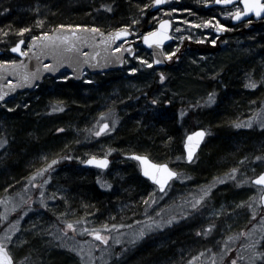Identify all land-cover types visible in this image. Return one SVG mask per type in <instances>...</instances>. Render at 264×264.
I'll return each mask as SVG.
<instances>
[{
	"label": "trees",
	"instance_id": "obj_1",
	"mask_svg": "<svg viewBox=\"0 0 264 264\" xmlns=\"http://www.w3.org/2000/svg\"><path fill=\"white\" fill-rule=\"evenodd\" d=\"M76 2L0 0V49L3 51L0 60L9 62L7 51L19 39L23 38L29 42L55 28H62L61 25L63 28H98L105 33L129 26L136 33L141 31V34H145L150 32L157 22L158 13L150 11L152 0H89L87 3L78 0L79 3L75 5ZM174 3L176 6L172 7L175 9L173 22L182 27H193V24L203 26L204 21H212L215 25L216 21H219L216 12L222 10L205 9L201 0H175ZM37 4H40L39 9ZM146 4L149 7L145 8ZM17 5L22 11L14 10L13 7ZM106 5L111 11L103 9ZM25 8H30L31 11L25 12ZM38 16L40 18L36 20L35 17ZM134 20L138 23H133ZM239 26L231 27L234 32L228 38L240 39L245 54L240 56L237 62L231 59L226 61L228 64L225 68L229 71L218 70L224 62L215 66L210 64L211 70L215 71L211 73L216 75L215 79H209L214 82L213 88L209 90L218 95L216 105L210 109L205 108L202 103L193 102L189 97L193 93L189 92V95L187 89L197 81H206L205 78L208 77L209 73L198 71L205 66L203 56H209L205 57L209 59L211 55L219 56L220 51L207 48L215 38L212 31L197 30V34L187 28V32L181 35V44L173 40L172 44L165 48L167 52H174L179 47L174 63L161 70L152 68L150 79L143 83L139 93H126L123 83L118 82L115 73L90 76L91 82L87 83L83 79L74 81L71 76L65 74L59 78H46L31 93L22 94L11 103L0 105V139L5 137L8 141L10 148L6 154L12 156L8 161L6 158L0 160V191L3 190L2 186L6 184L8 187L24 175L26 165L29 168L30 162L38 156L49 158L53 155L54 159L66 157L68 154H58V149L63 148V144L57 139L66 137L65 140H68L72 137L73 140L66 143V151L70 152L72 144L85 133L83 130L88 129L95 118L107 109L114 113L115 120H112L108 124V130L101 134L112 136V141L108 140L107 148L101 152L109 155L111 152L108 151H112V160L120 162L118 174L125 179L120 177V185L115 182L110 191H105L92 175L86 174L91 170L97 171L94 168H84L80 165L77 169L69 166L59 169L55 174L57 180L60 179L63 186L87 206H91L92 211L107 214L111 211L109 208L112 209L116 204L113 200L118 196L116 193L133 202L154 188L129 166L124 155L136 153L149 157L155 163H165L172 167L176 161H185L182 148L184 128L187 129L186 133L200 127H204L209 133L214 132V136L205 140L197 154V158L204 157L197 172L200 177L209 178L223 174L233 170L246 157L261 156L264 151V130L242 129L236 125L252 116V105L259 99L258 90H248L245 85L253 76L264 80V77H261L264 76V22L261 21L250 30H245V26L236 34ZM24 28L29 31L21 34L20 30ZM247 50L251 52L246 53ZM140 51L147 57L150 56L149 52L142 48ZM190 59L193 63L189 64ZM160 73L165 75L163 82L160 80ZM222 87L226 93L221 92ZM206 94L204 93V96ZM96 98L101 99L97 105ZM154 99L158 101L157 104L152 103ZM8 107H11L10 111ZM54 108H62L63 111H54ZM90 144L89 148L93 147L94 143ZM85 147L79 146L71 152L79 156L90 151L101 153L94 148L82 149ZM110 199L114 204L106 207L105 204ZM232 202L235 200L230 201L227 195L223 204L230 205ZM165 245L150 250H146L143 245L128 259L137 257L135 264H161L166 257L163 252L169 249L170 243ZM262 251L264 255V243ZM58 258L60 264H78ZM261 264H264V258Z\"/></svg>",
	"mask_w": 264,
	"mask_h": 264
},
{
	"label": "rangeland",
	"instance_id": "obj_2",
	"mask_svg": "<svg viewBox=\"0 0 264 264\" xmlns=\"http://www.w3.org/2000/svg\"><path fill=\"white\" fill-rule=\"evenodd\" d=\"M83 1L89 2V0ZM213 1L215 0H201L203 4ZM77 2L75 5L79 3ZM174 2L165 13L163 10L155 12L158 13L155 26L163 19L172 21L174 41L182 43L180 38L184 32H187L186 28L189 31L193 30L192 32L216 30L215 27L209 26L196 28L175 25L172 8L176 6ZM39 5L37 4L38 9ZM18 6L13 7L14 10L22 11ZM103 9L109 10V7L106 5ZM235 10L236 7H233L216 12L219 22L227 27L231 17L227 16L226 12H235ZM28 11L31 10L25 8V12ZM177 28L180 29L179 32L176 31ZM214 41L215 43L207 45V48L212 51L219 50V56L209 54L211 57L205 59L209 56L204 55L202 61L205 62V66L198 69L204 74L209 73L210 75L206 77L208 79L205 78L204 82L197 81L187 89L188 93H193L192 96L189 93L191 100L202 103L207 109L216 105L218 96L215 94L214 102H208L209 94L213 93L209 89L214 85L209 79H215L216 75L211 73L215 71L211 70L210 64L215 66L224 62L218 70L229 71L225 68L228 64L226 61L231 59L237 62L239 57L245 54L240 39L217 37ZM140 49V46L135 48L137 52L135 57L127 59L122 70L113 72L117 75L118 82L123 83L126 93L132 91L139 93L143 83L151 77L150 70L154 68H148L136 58L141 57L151 62V57H147ZM250 52L251 50L246 51V53ZM190 61L189 64L193 63V60ZM2 62L4 61L0 60V63ZM133 68L137 69L134 73L131 71ZM83 76L85 83L91 82L90 75ZM250 82L255 83L256 87H247L248 90H258L259 99L252 105L254 108L251 109L252 116L238 123L241 125L239 128L264 130V80L253 76L252 80H247L246 85ZM221 92L226 93L224 87L221 88ZM204 93H207L206 96ZM8 109L10 111L11 107ZM112 120H115L112 112L97 116L89 128L83 130L85 133L72 144L68 153L66 143L73 138L70 137L68 140H65L66 137L58 138L57 140L63 144V148L58 149V154H68L66 157L69 156L71 159L60 155L61 158L55 159L58 163L48 168L55 157L38 156L30 162L29 168L25 167L24 179H19L13 187H7L6 184L1 187L3 190L0 191V244H3L13 257V264H60L57 261L58 257L78 264H135L138 261L137 257L130 259L128 257L141 246L144 245L146 250H150V248L166 246L165 243H170V247L163 252L166 257L161 264H232L233 261H236V264L262 263L264 208L260 207L259 200L262 189L255 188L250 183L264 170V160L260 155H256L261 157L259 160L256 157H246L240 161L234 167L235 172L230 170L209 178L197 175L204 159V157L197 158L198 153L190 164L181 160L176 161L174 166L170 167L177 171L178 176L171 181L164 195L151 188L147 195L132 202L116 193L118 196L113 199L116 204L112 209L109 208L111 211L107 214L99 213L97 210L92 211L91 206H87L71 190L63 186V182L57 180L56 172L69 166L78 169L82 166V161L91 156L97 158L106 156L110 158L111 165L101 173L91 170L86 174L92 175L96 183L105 191H110L115 182L120 185L121 176L118 174L120 162L112 160V151H108L111 152L109 155L101 152L107 148L108 140L112 141V136L94 135L97 129L99 131L103 124H110ZM200 124L202 125V121ZM249 124L251 127L248 126ZM186 131L187 129L184 128V136L188 134ZM205 132L206 140L214 136V132L209 133L207 130ZM91 142L94 145L89 148ZM83 145L86 147L82 149L94 148L101 153L95 154L90 151L79 156L71 152L72 149L75 150ZM9 148L10 145L5 137L0 139L1 161L7 159L6 151ZM126 161L134 171L138 172L136 162ZM42 169L47 171L41 172ZM121 178L125 179V177ZM227 195L230 201L235 200V202L224 205L223 201ZM113 200H108L105 206L114 204ZM69 223L73 224L75 230L67 228ZM84 229L88 231L85 232ZM93 230H98L100 235L107 239V244L95 239L90 234ZM141 232L144 233L143 236L140 235ZM55 258L57 259L54 260Z\"/></svg>",
	"mask_w": 264,
	"mask_h": 264
},
{
	"label": "water",
	"instance_id": "obj_3",
	"mask_svg": "<svg viewBox=\"0 0 264 264\" xmlns=\"http://www.w3.org/2000/svg\"><path fill=\"white\" fill-rule=\"evenodd\" d=\"M174 1L175 0H166V3L160 6H154L151 2L150 11L155 13L161 10H166L170 7V5H172ZM235 5L240 6L241 10H243L242 4L237 3L230 5H220L216 4L215 1L207 5L206 7H218L223 9L227 7H233ZM163 20H167L170 22L171 27L169 29V34L171 35V20ZM261 20H264V17H257L254 13H250L247 16L242 17L239 21L231 18L230 24L235 26L239 25V23L248 22L246 29L249 30L250 28H253L258 25L257 23L261 22ZM160 22L154 27L155 29H153L152 31H156L157 29H159ZM121 28L105 33L101 30L99 32H93V28L90 27H59L53 29L50 33H48L49 39L47 40L43 38L44 34L39 36L40 39H31L26 44H20V40L9 49L10 54L15 57L16 60L14 62L0 64V96H3V99L0 100V104L10 101L18 94L33 91L34 86L41 83L46 78L54 79L60 75L68 74L73 78L74 81H81L83 79V75L87 73L89 75L98 76V74H109V72H119L124 68L126 59L130 60L135 56V46H140L145 51H148L150 53L151 61L156 58H159L163 61V63L159 65H153V67L156 69H162L171 63L170 60H165L163 56H153V52L158 53L160 49H156L155 47L149 48L147 45H145L141 38L144 34H141V31L139 33H135L132 29H128L129 35L127 37L112 42L110 40L109 34H112L114 36L116 31ZM73 32H75L76 34L73 35ZM214 34L223 35L224 31L217 32L215 30ZM57 36H67L68 41L65 43L62 40L56 39ZM172 42L173 39L165 41L164 49ZM18 44L20 46V51L13 52L12 49ZM119 45H123V48L120 52H116L115 48ZM69 48H71V50H68ZM21 52L26 53V55H21ZM0 55H2L1 50ZM45 65H49V67L46 68ZM25 77H27V79H25ZM200 131L204 132L203 138L201 139L199 137H194L193 141L191 142L193 145H195V151L193 154V159L191 161L193 162L194 157L200 151V147L207 137L206 132L203 128H199L187 134L183 141L182 148L184 151V159H186L187 164L191 163L188 160V150L186 148V145L189 143L187 138L189 135ZM197 140H199L198 144ZM132 155L133 154H126L124 157L128 160L137 162L140 177L146 182L148 181V183L153 185L157 189V192L163 193L169 186L171 181L177 178V176H175L172 179L168 180L167 183L164 185L163 189H161L159 184L155 183L153 180L143 175L142 165L139 161L132 159ZM261 156L264 160V151L262 152ZM91 157H88L85 160ZM104 158L108 160V166L106 168H99L95 165H88L85 163H82V166L84 168L90 169L95 168L100 171L107 170L111 165L110 159L106 156H102V158L98 159ZM168 167L170 168L169 165ZM171 170L174 171L173 169ZM261 174H264V170L260 172L256 177H254V179H252L250 183L252 186L256 188L259 187L260 189H262V193L259 197V200L260 206L264 207V199H262V197H264V185H257L254 183L255 179Z\"/></svg>",
	"mask_w": 264,
	"mask_h": 264
},
{
	"label": "snow or ice",
	"instance_id": "obj_4",
	"mask_svg": "<svg viewBox=\"0 0 264 264\" xmlns=\"http://www.w3.org/2000/svg\"><path fill=\"white\" fill-rule=\"evenodd\" d=\"M152 3L154 6H160L166 3V0H152ZM216 4H220V5H230V4H242L243 5V10H241L239 7H236L235 12L232 11H227L226 15L230 16L232 19L234 20H241L242 17L247 16L250 13H254L257 17H264V0H215ZM145 8L149 7V5H144ZM109 11H111V9L109 8ZM173 11H175V9H173ZM133 23H138V21H133ZM193 27L199 28L201 27L200 24H193ZM204 27H208V26H213L215 27L217 32H221L226 30V26L223 25L222 23H220L219 21H216L215 25L212 24V21H204L203 23ZM61 27L63 28L64 26L61 25ZM171 25L170 22L167 20H163L160 22V27L159 29H157L156 31H152V32H148L147 34L142 35V40L143 43L145 45H147L149 48H153L155 47L156 49H160V51L157 52H153V56H163L165 60H171L175 55L176 52H179V47L176 48V51L174 52H167L164 51V43L167 40L172 39L171 35L169 34V29H170ZM129 26H125L122 27L121 29H119L118 31H116L115 35L113 36L112 34L110 35V40L112 42H114L115 40H120L122 38H125L129 35V31H128ZM21 34H23L24 32L29 31V29L24 28L21 29ZM93 32H99L100 30L98 28H93L92 29ZM176 31H180L179 28L176 29ZM76 33L73 32V35H75ZM45 40L49 39L48 34L45 33L44 37ZM191 38V37H189ZM33 39H40L39 37H34ZM56 39L62 40L65 43L68 41V37L67 36H57ZM180 39H183V37H181ZM202 42V41H201ZM24 41L21 40L20 44H23ZM212 43L214 44L215 41L213 40ZM123 48V45L117 46L115 48L116 52H120ZM68 50H71V48H69ZM13 52H19L20 51V46L19 44L14 47L12 49ZM130 51V50H129ZM21 55H26V53L21 52ZM138 60H140V63L143 65H146L148 68H152L153 65H159L161 63H163V61L159 58L153 59L151 62L143 59L141 57H136ZM123 62V61H121ZM45 67H49V65H45ZM131 71L134 73L137 71L136 68L131 69ZM25 79H27V77H25ZM160 80L161 82H163L165 80V75L163 73H160ZM246 87H250V88H255L256 84L255 83H249L247 85H245ZM214 93H210L209 97H208V102L212 103L214 102ZM3 99V96H0V100ZM153 104H157L158 101L157 100H152ZM54 111H63L62 108H54ZM184 113H181V116H183ZM249 127H251V125H248ZM237 128L241 127L240 124L236 125ZM109 125L107 123L103 124L99 131H96L94 133V135L96 136H100L102 133H104L106 130H108ZM204 136V132L200 131V132H196L192 135L188 136V144L186 145V148L188 150V160L189 162L192 161L193 159V154L195 151V145H193L191 142L193 141L194 137H199V138H203ZM199 143V140H197V144ZM111 151V150H110ZM68 159H71V157H67ZM132 159H135L137 161L140 162V164L142 165L143 168V175L148 177L149 179L153 180L155 183L159 184L161 189H163L164 185L167 183L168 180L172 179L173 177L177 176V173L172 171L167 164H158V163H153L149 157L147 156H142V155H137V154H133ZM177 159H180V157H177ZM257 160L261 159V157H256ZM58 161L53 159L51 161V164L48 165V168H51L53 165L57 164ZM82 163L88 164V165H95L99 168H106L108 166V160L106 158L104 159H98L96 156H92L91 158L82 161ZM43 171H47V169H42L41 172ZM233 172L236 171V169L232 170ZM40 173H38L39 175ZM159 175V178H158ZM255 184L257 185H264V174L259 175L255 181ZM110 187V186H109ZM262 199H264V197H262ZM107 227V226H105ZM67 228L68 229H74L73 224L69 223L67 224ZM85 232L88 231V229H84ZM90 234H92L95 239L102 241L103 243L107 244V239L105 237H103L102 235H100L98 230H93ZM143 232L140 233L141 236H143ZM199 234V233H198ZM10 239V237H9ZM0 264H13V258L12 256L9 254L8 250H6L3 246V244H0ZM232 264H236V261H233Z\"/></svg>",
	"mask_w": 264,
	"mask_h": 264
},
{
	"label": "bare ground",
	"instance_id": "obj_5",
	"mask_svg": "<svg viewBox=\"0 0 264 264\" xmlns=\"http://www.w3.org/2000/svg\"><path fill=\"white\" fill-rule=\"evenodd\" d=\"M214 2V1H213ZM203 4V3H202ZM210 3H205L204 4V6H205V9H216V8H218V7H216V8H208V7H206L207 5H209ZM233 7H239L240 8V6H237V5H235V6H233ZM233 7H227V8H223V10H227V9H230V8H233ZM218 9H221V8H218ZM241 9V8H240ZM28 10H30V8H28ZM36 18V20H38L40 17L38 16V17H35ZM240 24V23H239ZM221 35H215V37H220ZM20 40H23L24 41V44H26L27 43V41L25 40V39H23V38H21V39H19V41ZM18 41V42H19ZM17 43V42H16ZM15 43V44H16ZM9 49H10V47H9ZM9 49H8V51H7V55L10 57L9 58V62H14L15 60H16V58L15 57H13L11 54H10V52H9ZM2 55H3V51H2ZM2 55H0V57L2 56ZM9 62H7V63H9ZM3 63V62H2ZM1 64V63H0ZM44 81V80H43ZM43 81L41 82V83H39V84H37V85H35L34 86V88H33V90L38 86V85H40V84H42L43 83ZM32 92V91H31ZM31 92H25V93H22L23 95H26L27 93H31ZM112 92V91H111ZM22 94H18V95H16L14 98H12L10 101H7V102H4V103H1L0 105H4V104H7V103H11V101L12 100H14L15 98H17L18 96H20V95H22ZM108 94H109V92H108ZM95 102H96V105L99 103V102H101V99L99 98V99H95ZM106 112H109V110L107 109V111ZM7 158L8 159H6L7 161L12 157H10L9 155H8V153H7ZM34 163H32V165H33ZM31 165V164H30ZM3 168V167H2ZM28 168V167H27ZM1 170V169H0ZM25 171V170H24ZM26 174V173H25ZM22 175L21 177H18L17 179H16V181L14 182V183H12L11 185H8V186H11V187H13V186H15V183H17V181L19 180V179H24L25 178V176L26 175ZM64 259H66V258H64Z\"/></svg>",
	"mask_w": 264,
	"mask_h": 264
},
{
	"label": "flooded vegetation",
	"instance_id": "obj_6",
	"mask_svg": "<svg viewBox=\"0 0 264 264\" xmlns=\"http://www.w3.org/2000/svg\"><path fill=\"white\" fill-rule=\"evenodd\" d=\"M239 25H241L242 27H240ZM239 25H231L230 24V22H228V24H227V29H226V31L224 30V34L223 35H221L220 37H218V38H228V37H231V34L234 32V31H232V29H231V27H238L239 26V29L238 30H236L235 31V33L236 34H239V31H241L242 29H244L243 27H245V26H247V23H240ZM245 30H247L246 28H245ZM213 35H214V31H213ZM214 37H215V35H214ZM217 37H215L213 40H215ZM15 45V44H14ZM13 46V45H12ZM12 46H10V48L12 47ZM137 46H135V48H136ZM1 50V49H0ZM2 51V50H1ZM150 54V53H149ZM178 54V52H176V55ZM176 55H175V57H173L171 60L172 61H174V60H176ZM135 57V56H134ZM132 59V58H131ZM127 60V59H126ZM7 63V62H6ZM174 63V62H173ZM172 63H170L169 65H171ZM168 66V65H167ZM166 67V66H165ZM154 69H156V68H154ZM162 69H164V68H162ZM159 70H161V69H159ZM136 162V161H135ZM134 162V163H135ZM138 165V164H137ZM171 168V167H170ZM172 183V182H171ZM170 183V184H171ZM170 184H169V186H170ZM169 186L166 188V190L163 192V193H160V194H165V192L168 190V188H169ZM154 187V186H153ZM154 189L157 191V189L154 187ZM7 250V249H6ZM13 258V257H12Z\"/></svg>",
	"mask_w": 264,
	"mask_h": 264
}]
</instances>
